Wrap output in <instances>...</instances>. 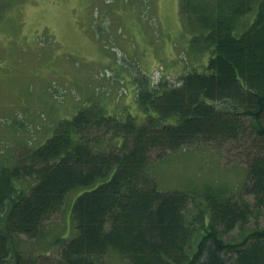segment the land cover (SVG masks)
Returning a JSON list of instances; mask_svg holds the SVG:
<instances>
[{"label": "trees", "instance_id": "1", "mask_svg": "<svg viewBox=\"0 0 264 264\" xmlns=\"http://www.w3.org/2000/svg\"><path fill=\"white\" fill-rule=\"evenodd\" d=\"M179 18L191 47L210 50L200 70L138 71L135 113L82 105L0 165V264H264V0H179ZM208 143L232 145L240 190L158 189L153 161ZM74 192L58 256L22 252Z\"/></svg>", "mask_w": 264, "mask_h": 264}, {"label": "rangeland", "instance_id": "2", "mask_svg": "<svg viewBox=\"0 0 264 264\" xmlns=\"http://www.w3.org/2000/svg\"><path fill=\"white\" fill-rule=\"evenodd\" d=\"M1 9L0 165L17 144L46 140L54 124L82 105L97 102L110 113L128 108L135 113L138 71L155 82L163 76L175 80L190 68L200 70L210 56V50L191 47L179 0H0ZM231 147L188 146L153 161L149 173L162 192L209 186L236 193L245 173ZM76 195L69 194L45 223L42 239L22 237L19 249L56 258L60 246L54 241L74 234ZM194 213L191 208L190 216ZM230 236L238 238V232ZM103 263L123 264L113 256Z\"/></svg>", "mask_w": 264, "mask_h": 264}]
</instances>
